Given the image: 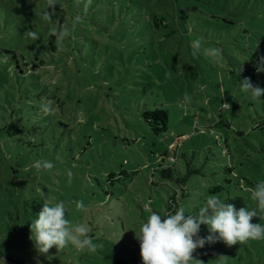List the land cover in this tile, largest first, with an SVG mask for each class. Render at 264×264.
Returning a JSON list of instances; mask_svg holds the SVG:
<instances>
[{
	"label": "rangeland",
	"instance_id": "374dc122",
	"mask_svg": "<svg viewBox=\"0 0 264 264\" xmlns=\"http://www.w3.org/2000/svg\"><path fill=\"white\" fill-rule=\"evenodd\" d=\"M56 2L45 21L46 0H0L5 51L36 49L16 39L26 30L38 36L61 25L71 30L62 51L43 54L51 63L39 68L38 80L15 77L18 87L26 82L19 94L6 92L0 79V264H116L122 255L123 264H143L134 232L139 225L132 222L154 207L165 212L179 183L164 179V168L199 166L205 175L198 178L208 185L232 178L221 159L231 164L238 155L264 180V97L254 102L239 86L249 77L264 88V72L256 71L264 55V0H92L86 13V0ZM197 39L202 51L194 57ZM207 48L219 49L218 63L203 54ZM35 84L47 89L42 98L53 95V115L42 113ZM185 93L192 99L181 106ZM158 108L168 116L160 133L145 116ZM224 118L229 126L221 127ZM14 121L24 126L20 134L7 127ZM171 147L177 163L158 156ZM41 159L54 168L38 171ZM45 200L65 202L66 218L88 227L97 250L54 247L51 261L39 255L30 225ZM76 201L87 211H77ZM204 227L202 237L209 234ZM111 246L118 254L109 258ZM207 248L222 255L229 250L225 244L200 249ZM258 252L264 258V248Z\"/></svg>",
	"mask_w": 264,
	"mask_h": 264
},
{
	"label": "clouds",
	"instance_id": "9594fccd",
	"mask_svg": "<svg viewBox=\"0 0 264 264\" xmlns=\"http://www.w3.org/2000/svg\"><path fill=\"white\" fill-rule=\"evenodd\" d=\"M91 4L92 0H86L85 13ZM56 5V0H46L45 10L41 14L45 21L52 20ZM48 9H52V12ZM80 20L81 16H75L71 28L75 29ZM70 34L71 30L64 25L50 32V36L56 37L57 51L63 50L62 43ZM22 36L25 39H38V34L32 30H26ZM191 47L194 57L201 54V40L192 41ZM203 54L210 59V62L214 64L219 62V49H203ZM242 71L243 67L236 72L239 74ZM256 71L264 72V55L258 58ZM239 86L240 91L249 94V98L254 102L264 97V88L258 84L254 85L249 77H245ZM191 99V96L185 93L181 106L190 103ZM54 104V100L42 98V113L53 115L56 111ZM34 167L38 171H50L54 168V164L47 159H41L35 162ZM68 177L71 183L70 171ZM250 199L255 204L251 210L249 207L237 209L234 204L227 203L216 195H210L196 214L186 215L183 207L175 206L174 210L165 215L152 212L140 225L139 230L134 231L135 238L140 244L143 264H204L203 260L194 258L193 254L206 244L223 242L228 247H232L238 243L246 244L250 240H264V224L253 223L254 218L264 220V180L257 182L251 189ZM75 207L77 211H87L83 201H76ZM66 212L65 202L50 204L45 200L37 218L31 221L30 239L34 241L37 253L49 261L53 258L49 252L54 247L58 252L68 246L89 252H95L99 247L93 243L88 227L84 223L73 225L66 218ZM201 225H206L208 228L209 234L206 237L200 236ZM227 258L220 255L215 260L216 264H225Z\"/></svg>",
	"mask_w": 264,
	"mask_h": 264
},
{
	"label": "trees",
	"instance_id": "16d2710c",
	"mask_svg": "<svg viewBox=\"0 0 264 264\" xmlns=\"http://www.w3.org/2000/svg\"><path fill=\"white\" fill-rule=\"evenodd\" d=\"M129 1V0H125ZM131 1V0H130ZM171 4L172 1L181 3V0H170ZM151 4V3H150ZM198 7H194V10ZM181 12H187V10L184 7H180ZM40 35L38 36V39H26V42H31L33 47L36 49H33L32 52L29 54H23L19 53L18 50H13V47L8 49L9 51H5L4 47H0V79H3L5 82L6 92H10L13 94L17 93L19 94V90H23L26 86L18 87L16 84V76L20 79H28L32 78L38 80L39 75L37 71L39 68L44 66L47 63H51L50 57L43 56V54H47L55 52L57 50L56 44H55V36H45ZM7 33L3 36H0V41H4V39H7ZM14 38V36H13ZM16 39L20 41H25L24 37H16ZM15 41V40H14ZM25 47V45H24ZM8 48V47H6ZM6 56H8L6 58ZM3 59V60H2ZM6 63V64H5ZM3 64V65H2ZM35 81V80H34ZM36 85V84H35ZM2 87V88H4ZM36 85L35 89L38 90L39 97H44L45 92L47 89L40 85ZM1 91V87H0ZM53 93V92H52ZM15 98V97H14ZM47 99H52L53 95L48 94ZM145 116L149 121L154 120L156 123V126H153V129L156 131V133L165 132L167 130V122H168V116L167 113L163 110L158 108L155 111H147L145 112ZM160 120V121H159ZM152 123V122H151ZM217 124L221 127L229 126L227 120L224 118L221 121H218ZM7 127L14 130L15 134H20L22 131H24V126L19 125L17 122H12L7 125ZM173 148L171 147V150H167L164 154L158 155L159 158L162 159V161H165L166 158L169 159L172 163L178 162V154L176 149L174 150V153L170 154L172 152ZM157 154V153H156ZM226 155L225 150H222V156ZM227 155H231L232 153L229 150ZM235 155V154H234ZM237 156V161L234 162L232 160V163H229V160L222 157L221 162H224L227 164L223 165L222 170L226 173H230L231 177H226L222 180H213L212 182H208V185H204L201 183V180L198 178L201 174L205 175L202 171L201 167L199 166H193L187 168L186 172H183L181 169L177 171L174 167L169 166L167 168H164L162 170V175L164 179H170L172 181H176L179 183V187L177 190H175L174 194L169 197V200L165 203L167 205L165 212L163 213L156 207H154V212L165 215L167 212L174 210L175 207H183L182 203H188L189 201H193L192 207H183L185 209V214H196L199 210V208L206 202L207 198L210 195H216L222 200H224L227 203H232L236 206L237 209L240 208H247L251 210L253 207H255L254 202L250 199V191L252 188L255 187L256 183L259 181L257 174L250 170L251 165L247 164L245 159H243L241 156ZM234 163H236L234 165ZM257 163V166H261L262 162H255ZM189 164V163H188ZM176 165V164H174ZM239 171H236V170ZM261 179L260 181H262ZM203 186V188L199 187ZM41 207H43V203L40 204ZM148 216L142 215L138 216L136 218L135 223L132 222L134 225H139L138 228L142 223L146 221V218ZM131 223V224H132ZM253 223H261L264 224V220H260L259 218H254ZM202 229L205 228L204 225H202ZM203 237H206L205 235ZM108 245H112L108 240L105 241ZM256 243V244H255ZM216 245L224 244L223 242H217L214 243ZM207 245V244H206ZM115 246V245H114ZM117 248V246H116ZM243 248L246 253L241 256V252ZM264 248V240L261 241H254L250 242L249 244H236L232 247H229L228 253L224 254V256H227L228 258L225 261V264H264V258L258 252L259 250L262 252V249ZM120 251V250H119ZM140 252V251H139ZM118 253L115 251L114 247H110V254L108 255L109 258L114 257ZM241 254V255H240ZM194 258L200 259L204 261V264H216V261L218 257L222 254H220L217 251L208 252V248L205 250H202L198 248L196 252L193 254ZM213 255V257H210ZM141 256V255H140ZM124 256L122 255L116 262V264H123ZM20 264H23L22 261L19 262Z\"/></svg>",
	"mask_w": 264,
	"mask_h": 264
}]
</instances>
